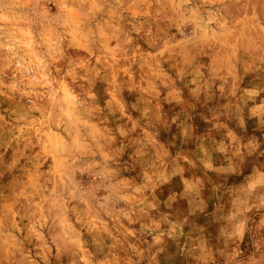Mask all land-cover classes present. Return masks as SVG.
<instances>
[{"label": "clouds", "instance_id": "1", "mask_svg": "<svg viewBox=\"0 0 264 264\" xmlns=\"http://www.w3.org/2000/svg\"><path fill=\"white\" fill-rule=\"evenodd\" d=\"M0 264H264V0H0Z\"/></svg>", "mask_w": 264, "mask_h": 264}]
</instances>
